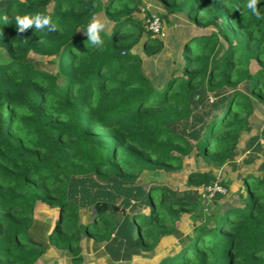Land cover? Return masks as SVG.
I'll list each match as a JSON object with an SVG mask.
<instances>
[{
    "label": "trees",
    "instance_id": "1",
    "mask_svg": "<svg viewBox=\"0 0 264 264\" xmlns=\"http://www.w3.org/2000/svg\"><path fill=\"white\" fill-rule=\"evenodd\" d=\"M246 2L0 0L9 24L0 22V264H50L48 252L82 264L84 239L105 246L123 224L124 234L135 233L151 251L184 212H196L197 199L157 184L139 188L138 211L128 213L123 199H92L83 211L72 183L94 175L135 186L145 170L182 167L193 149L211 168L240 150L264 105V0L260 20ZM36 12L49 15L56 30L18 33L11 25L16 15ZM171 13L188 25L174 33L170 58L154 68L150 60L165 45L148 23L157 16L171 25ZM93 16L105 24L98 46L79 30ZM201 91L222 98L194 146L173 126L190 117ZM216 180L212 169L188 175L194 187ZM230 182L220 181L227 191L214 195L204 219L194 216L192 234L158 264H264V174L244 176L235 191ZM38 202L59 212L43 239L32 232Z\"/></svg>",
    "mask_w": 264,
    "mask_h": 264
},
{
    "label": "rangeland",
    "instance_id": "2",
    "mask_svg": "<svg viewBox=\"0 0 264 264\" xmlns=\"http://www.w3.org/2000/svg\"><path fill=\"white\" fill-rule=\"evenodd\" d=\"M148 8L165 12L161 6L148 3ZM169 22L164 23L163 33L161 34L164 41V51L157 55L150 62L154 68H159L171 56L174 41V33H177L180 26L188 25L186 18L180 13H171ZM163 23V22H162ZM39 62V61H38ZM41 65L44 63L39 62ZM38 64V63H37ZM50 67L48 64H44ZM258 65L255 61L250 64L251 72H255ZM243 87V86H242ZM222 95H212L200 92L199 95L193 97L192 114L187 120H184L173 126L175 132L187 137L192 145L198 141L205 124L218 113ZM252 128L245 132L242 136L241 148L235 155L220 168H211L210 163L203 156L196 153L193 149L192 153L183 156V165L174 170H145L137 177L135 186L127 185L117 180L104 181L94 175L75 178L72 183L73 192L77 200L81 204L83 211H87L85 207L90 205L92 199L106 200L109 202H120L126 207L127 212L131 213L133 209L138 211L139 206V188L150 185H165L176 189L180 194L189 195L193 199H197L200 207L193 214L192 212H184L181 219L177 222V228L174 232L167 234L161 238L153 250L144 251L141 249L135 233L129 235L124 234L121 225L116 236L109 244L100 246L93 240L84 239L82 241V255L84 261L82 264H122L130 262L131 264H158L163 258L172 254L180 248L181 240L192 234L195 225L194 216L198 217V221L204 219L203 215L210 212V205L213 206L212 199L214 196L205 195V188L194 187L188 184V175L192 171L206 172L211 171L216 175L218 185L227 190L220 184V181L230 182L229 188L237 190L243 181V177L249 174H264V167L260 165L264 161V138L260 135L264 124V105L257 108L254 118L251 121ZM143 213H149V209L143 208ZM59 217L58 209L51 208L41 202L35 205L34 218L37 222L34 234L38 238H44L46 227L52 229ZM48 232V231H47ZM123 232V233H122ZM43 260L46 263L66 264L68 262V254L65 252L52 254L45 253Z\"/></svg>",
    "mask_w": 264,
    "mask_h": 264
},
{
    "label": "clouds",
    "instance_id": "3",
    "mask_svg": "<svg viewBox=\"0 0 264 264\" xmlns=\"http://www.w3.org/2000/svg\"><path fill=\"white\" fill-rule=\"evenodd\" d=\"M262 0H247L246 4L243 5L244 8L248 9L250 11V14L255 17L257 20H260L262 18V12L260 8L257 7L258 4H260ZM242 9L240 6L236 7V10ZM244 15V12L242 10V16ZM8 18L7 16L0 17V22L3 23V25H9L7 22ZM14 23L11 25H14L16 31L18 33H22L25 30L29 29L30 27H34V30L36 29H47L48 31H55L56 25L52 22L49 15L42 13V12H36V13H25L22 15H16L14 17ZM105 24L100 19H97L95 16H93L89 22L82 26L81 29L84 35L87 37L88 42H90L92 45H101L103 43L100 33L104 30ZM78 30V31H79Z\"/></svg>",
    "mask_w": 264,
    "mask_h": 264
},
{
    "label": "built area",
    "instance_id": "4",
    "mask_svg": "<svg viewBox=\"0 0 264 264\" xmlns=\"http://www.w3.org/2000/svg\"><path fill=\"white\" fill-rule=\"evenodd\" d=\"M148 27L151 31H153L154 33L156 34H161L163 33V28H162V24H161V21L160 19L156 16L154 17L152 20L149 21L148 23ZM206 190L204 191L205 192V195L208 197H212L214 196L217 192H220V193H223L225 191L224 188H222V186L218 185L217 183H212L210 184L209 186H207L205 188Z\"/></svg>",
    "mask_w": 264,
    "mask_h": 264
}]
</instances>
